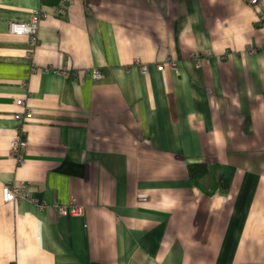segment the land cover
Masks as SVG:
<instances>
[{
	"label": "crops",
	"instance_id": "obj_1",
	"mask_svg": "<svg viewBox=\"0 0 264 264\" xmlns=\"http://www.w3.org/2000/svg\"><path fill=\"white\" fill-rule=\"evenodd\" d=\"M60 1L0 0V264H264V0Z\"/></svg>",
	"mask_w": 264,
	"mask_h": 264
},
{
	"label": "built area",
	"instance_id": "obj_2",
	"mask_svg": "<svg viewBox=\"0 0 264 264\" xmlns=\"http://www.w3.org/2000/svg\"><path fill=\"white\" fill-rule=\"evenodd\" d=\"M70 0H61L60 5L58 6V10L62 11L66 3H68ZM251 3H257L258 0H249ZM40 16L41 13L38 10H35L28 21H13L10 23V31L15 32L18 34H28L31 38V42L35 43L37 41V32H38V26L40 23ZM264 50V43L262 45V48ZM164 67L163 63L158 64L157 68L162 69ZM143 70L146 71L147 67L146 65H143ZM91 75L95 78H98L102 76V71L98 68H93L91 70ZM16 104L25 106L24 111H16L14 113V118L16 120L24 121L33 116L32 110H30L26 106V100L24 98H17ZM21 131L18 129L14 136L11 139L10 147L11 151L19 158L21 159V152L26 148L27 141L22 137ZM23 188L19 186H14L12 184H5L3 187V195L5 200H12L19 196H23L22 194ZM73 204L71 206H67L66 204L56 203L57 210L60 214H72V215H83L84 214V206L81 203H77L72 201ZM226 264H250V263H238V262H228Z\"/></svg>",
	"mask_w": 264,
	"mask_h": 264
},
{
	"label": "trees",
	"instance_id": "obj_3",
	"mask_svg": "<svg viewBox=\"0 0 264 264\" xmlns=\"http://www.w3.org/2000/svg\"><path fill=\"white\" fill-rule=\"evenodd\" d=\"M187 168L190 182L207 193H212L216 191L217 188H219L221 192H225L228 188L227 179H225L222 174L216 173L217 176L211 180L210 184L207 185L204 183L203 179L210 172L209 164L206 162H190Z\"/></svg>",
	"mask_w": 264,
	"mask_h": 264
}]
</instances>
